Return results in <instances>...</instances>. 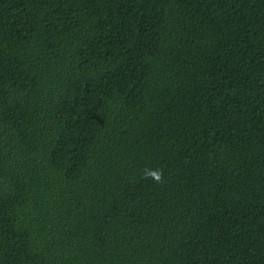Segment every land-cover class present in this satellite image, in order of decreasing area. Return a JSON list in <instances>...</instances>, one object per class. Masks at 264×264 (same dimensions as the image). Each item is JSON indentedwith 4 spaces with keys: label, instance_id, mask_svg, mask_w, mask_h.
<instances>
[{
    "label": "trees",
    "instance_id": "obj_1",
    "mask_svg": "<svg viewBox=\"0 0 264 264\" xmlns=\"http://www.w3.org/2000/svg\"><path fill=\"white\" fill-rule=\"evenodd\" d=\"M0 264H264V0H0Z\"/></svg>",
    "mask_w": 264,
    "mask_h": 264
},
{
    "label": "clouds",
    "instance_id": "obj_2",
    "mask_svg": "<svg viewBox=\"0 0 264 264\" xmlns=\"http://www.w3.org/2000/svg\"><path fill=\"white\" fill-rule=\"evenodd\" d=\"M144 179H151L155 183H161L163 181L162 169H147L143 172Z\"/></svg>",
    "mask_w": 264,
    "mask_h": 264
}]
</instances>
